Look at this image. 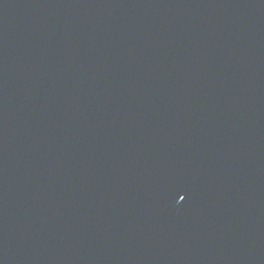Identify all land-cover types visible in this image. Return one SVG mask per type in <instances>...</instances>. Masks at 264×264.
I'll return each instance as SVG.
<instances>
[{
    "label": "water",
    "instance_id": "obj_1",
    "mask_svg": "<svg viewBox=\"0 0 264 264\" xmlns=\"http://www.w3.org/2000/svg\"><path fill=\"white\" fill-rule=\"evenodd\" d=\"M0 264H264V0H0Z\"/></svg>",
    "mask_w": 264,
    "mask_h": 264
}]
</instances>
